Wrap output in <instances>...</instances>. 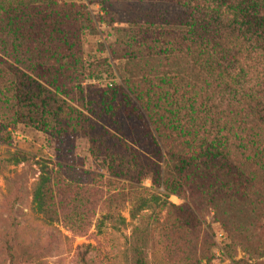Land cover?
Returning <instances> with one entry per match:
<instances>
[{
    "label": "rangeland",
    "instance_id": "374dc122",
    "mask_svg": "<svg viewBox=\"0 0 264 264\" xmlns=\"http://www.w3.org/2000/svg\"><path fill=\"white\" fill-rule=\"evenodd\" d=\"M184 9L148 10L175 21ZM146 16L123 0H54L46 10L31 6L17 52L0 44V66L16 68L6 77L19 90L0 100V264H129L126 240L140 221L148 264H264V171L230 175L240 183L227 192L214 174H159L160 143L136 94L146 91V57L164 43L156 32L180 39L186 27H148ZM257 111L263 116L264 106ZM46 170L51 220L32 202ZM164 175L177 195L163 196Z\"/></svg>",
    "mask_w": 264,
    "mask_h": 264
},
{
    "label": "trees",
    "instance_id": "16d2710c",
    "mask_svg": "<svg viewBox=\"0 0 264 264\" xmlns=\"http://www.w3.org/2000/svg\"><path fill=\"white\" fill-rule=\"evenodd\" d=\"M123 1L133 7L135 14L146 13V21L142 22L148 27H186L180 39L173 38L167 29L156 32L164 43L158 52L146 57V91L136 94L160 143L159 174H214L208 177L213 185L219 183L220 189L224 186L222 190L227 192L240 183L231 182L230 175L238 180L240 174L264 171V115L257 111L264 106V0ZM168 2L184 5L187 14L175 21L164 15H150L148 9L154 3L168 6ZM53 3L54 0H0V44L17 52L22 45L21 21L31 6L34 9L44 5L46 10ZM70 12L74 14L72 8ZM155 63L165 70L156 73ZM2 65L0 82L5 90L0 88V100L8 104L19 90L13 86L16 80L6 76L16 77L18 72L11 64ZM116 95L114 90L110 99ZM103 106L104 111L112 109L110 104ZM178 139L181 144L175 148ZM49 174L48 170L42 171L32 189L34 208L46 220H51L53 205L49 194L53 176ZM253 179L254 175L247 180L249 191L254 187ZM161 181L165 198L177 195L171 176L164 175ZM217 189L220 190L218 185ZM256 193L254 190L251 194ZM159 195L152 199H159ZM223 195L220 192L219 196L225 198ZM243 195L236 200H245ZM227 198L234 199V193ZM143 210L146 198L138 206V211ZM135 214L132 212L131 217ZM126 241L129 264H148L146 225L140 221Z\"/></svg>",
    "mask_w": 264,
    "mask_h": 264
}]
</instances>
